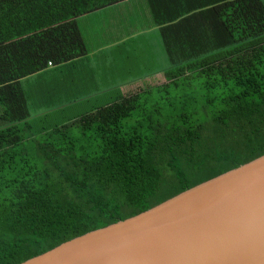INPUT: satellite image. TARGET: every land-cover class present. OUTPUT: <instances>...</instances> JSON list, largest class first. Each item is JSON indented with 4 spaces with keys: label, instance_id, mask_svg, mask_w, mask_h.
<instances>
[{
    "label": "trees",
    "instance_id": "16d2710c",
    "mask_svg": "<svg viewBox=\"0 0 264 264\" xmlns=\"http://www.w3.org/2000/svg\"><path fill=\"white\" fill-rule=\"evenodd\" d=\"M127 1L0 0V101L26 110L0 124V264L23 263L264 154V0H181L161 17L153 0L163 29L203 11L211 42L181 32L174 43L163 32L169 64L122 86L127 93L56 123L29 111L21 80L75 66L88 54L79 19Z\"/></svg>",
    "mask_w": 264,
    "mask_h": 264
},
{
    "label": "water",
    "instance_id": "95a60500",
    "mask_svg": "<svg viewBox=\"0 0 264 264\" xmlns=\"http://www.w3.org/2000/svg\"><path fill=\"white\" fill-rule=\"evenodd\" d=\"M20 264H264V154Z\"/></svg>",
    "mask_w": 264,
    "mask_h": 264
},
{
    "label": "rangeland",
    "instance_id": "374dc122",
    "mask_svg": "<svg viewBox=\"0 0 264 264\" xmlns=\"http://www.w3.org/2000/svg\"><path fill=\"white\" fill-rule=\"evenodd\" d=\"M127 6L128 3L113 6L79 19L86 30L90 27L96 30L94 32L91 29L90 32L86 33L89 53L92 57L86 55L79 59V66L82 68L81 74L76 75L77 65L73 67L69 64L66 65V68H73L70 72L65 69V64H62L49 67L38 74L21 80L20 88L28 101V108L32 114L46 112L45 118L48 123L61 122L69 116L80 115L103 102L115 99L114 97L120 92L125 91L127 93L132 87L122 89V86L152 73L144 72L146 71V68L143 67L144 63H139L141 57L146 55L147 45H151L150 40L152 38L150 40L149 38L152 35L139 37L138 35H123L122 33L121 37H112L113 42L106 40L105 35L97 36V32L102 31L101 26L110 21L107 14L115 13V11L124 13ZM116 56L124 57L126 60L124 62L117 61ZM113 59L114 64H111ZM123 67H126L127 71ZM87 68L94 70V73L86 72ZM73 76L75 77L74 80ZM99 89H102V94L89 96L91 91ZM4 94L12 97L8 92ZM18 100H23L22 95ZM6 104L7 106H4L0 101V124L5 123L4 115L16 118L20 113L22 115L26 111L23 108L17 113L13 111L12 102L7 101ZM35 122L37 119H34Z\"/></svg>",
    "mask_w": 264,
    "mask_h": 264
},
{
    "label": "crops",
    "instance_id": "0c3cea01",
    "mask_svg": "<svg viewBox=\"0 0 264 264\" xmlns=\"http://www.w3.org/2000/svg\"><path fill=\"white\" fill-rule=\"evenodd\" d=\"M158 1L160 2V11H161V13L158 12V14L161 17V16L172 15V13H174L175 7L179 5L181 0H156V3H158ZM178 1L179 3L177 4ZM166 2H168L166 5V7H169L168 9L165 8ZM126 3H128V6L124 9V13L115 11V13L107 14V17L110 18V21L104 26H101L102 31L97 32V36L105 35L106 40L108 39V40H111V42H113L112 37L114 36L121 37L122 33L123 35L124 34L138 35L139 37L152 35V37L149 38V40L152 38V40H150L151 45H147L146 47V55L142 56L141 59L139 60V63L140 62L144 63L143 67L146 68V71L144 72H155L169 64V59H168V55L166 52L163 32L166 35H170L172 38L171 40L174 43L183 40L181 36V32H188V33L201 32V35L203 36L202 39H205V41L207 42H211L209 33H211L212 31L211 29H213L214 27L213 19L205 17V15L203 14V11H200L201 13L195 11L194 13L195 15L193 14L191 17L184 19L182 22L178 23L176 26L165 28L166 29L165 31V29L160 27V25L157 23V21L155 20L153 16L152 9H151L153 5V0H129L121 4H126ZM186 4L189 5V3H186ZM180 7L181 6H179V8ZM109 8L110 7L103 9V10H107ZM79 25L83 32L86 45L88 48L87 55L92 57L89 53L86 33L90 32V30L93 29V27H90L88 30H86V28L83 27V25L80 22H79ZM207 26H209L211 29L208 28L207 30H205L203 28ZM93 30L94 32H96L95 29ZM218 36H222V35L217 34V37ZM144 40H147V39H144ZM176 47L179 48L178 46ZM187 48L188 50L186 51L185 54L191 52L190 47L188 46ZM180 55H182L181 51H180ZM116 60L124 62V60L126 59L124 57L116 56ZM111 64H114V59L111 61ZM75 65L78 66V67L76 66L77 68L75 70L76 75L81 74L82 68L79 66V62L76 63ZM123 68L127 71L126 67H123ZM72 69L73 68L70 67L68 70L71 72ZM86 72L94 73V70H90L89 68H87Z\"/></svg>",
    "mask_w": 264,
    "mask_h": 264
},
{
    "label": "built area",
    "instance_id": "2783aa9c",
    "mask_svg": "<svg viewBox=\"0 0 264 264\" xmlns=\"http://www.w3.org/2000/svg\"><path fill=\"white\" fill-rule=\"evenodd\" d=\"M49 65H52V62H49Z\"/></svg>",
    "mask_w": 264,
    "mask_h": 264
}]
</instances>
